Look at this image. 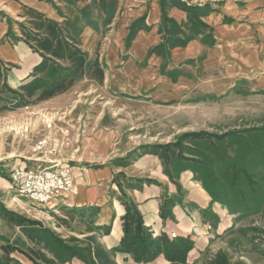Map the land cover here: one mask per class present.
<instances>
[{"label": "crops", "instance_id": "crops-1", "mask_svg": "<svg viewBox=\"0 0 264 264\" xmlns=\"http://www.w3.org/2000/svg\"><path fill=\"white\" fill-rule=\"evenodd\" d=\"M181 2L189 6H209V12L201 18L207 29L200 28L202 31L197 38L170 51L164 73L161 71L165 64L164 58L157 54L149 55L150 50L163 42L164 31H159L162 13L158 0H124L109 26L108 34L103 38L90 27L84 29L81 38L85 51H92L102 40L100 59L106 66L104 83L112 86L115 79L119 81L120 94H147L146 97L154 101L161 99L174 104L184 102L195 92L202 98L199 103L210 105L212 102L218 105L231 100L239 106L240 96L244 93L241 91L245 85L248 87L247 94L253 99H249L248 103H255L256 96H264V0ZM0 4L6 5L12 14H17L21 6L25 5L46 14L50 19H56L55 12L38 0H0ZM144 15L149 28L141 29L129 47H126L125 39L130 24ZM168 15L186 33L189 32V26L193 22L189 20L186 11L175 6L169 10ZM5 34L6 26L0 23V60L12 67L7 73L6 84L17 89L29 80L42 59L24 42L1 44ZM207 34L211 38L206 39ZM74 88L49 101L68 99ZM46 105L48 101L39 103L37 109L43 111ZM33 108L27 107L25 110L32 111ZM65 111L69 112L67 109ZM78 131L73 133L72 140L75 143L80 139ZM112 140L111 135L99 134L97 137L84 138L81 145H73L63 151V145L58 146V140L54 138L50 140L47 150L55 149L58 151L56 154L24 157L29 162L16 160L14 156L7 154L6 161L0 165V212L1 208L13 213L22 209L29 215L32 210L36 215H45L46 212L65 209L80 211L96 207L99 209L98 215L88 219L94 226L110 229L100 238V242L106 250L111 251L119 246L123 237L122 219L126 210L115 176L124 173L130 179H147L153 182L128 190L127 195L136 204L144 225L154 237L166 235L170 239H192L194 249L188 256V263L190 259H198L209 249L216 235H221L232 226L236 220L234 213L229 212L219 200L213 199L203 183L194 179L191 169L174 164L170 170L173 176L171 180L165 173L160 156L149 153L126 167L116 166L111 163L112 157L109 156ZM254 142L256 143V138ZM255 148L248 152L247 158H255ZM69 153L72 159L76 155L78 159V164L75 165L77 168L73 169L74 189L70 195L42 207L16 197L11 189V169L20 165L28 166L27 164L64 163V155ZM124 155L120 157L123 158ZM59 158L61 159L58 160ZM81 162L102 167L86 168L80 165ZM166 197L176 201L171 218L161 217V206ZM20 229L11 223L10 218L0 215V245L6 244L3 238L13 240L21 235ZM114 259L117 264H137L125 253H117ZM69 264L84 263L74 259ZM149 264L169 263L164 256H160Z\"/></svg>", "mask_w": 264, "mask_h": 264}, {"label": "rangeland", "instance_id": "rangeland-1", "mask_svg": "<svg viewBox=\"0 0 264 264\" xmlns=\"http://www.w3.org/2000/svg\"><path fill=\"white\" fill-rule=\"evenodd\" d=\"M38 1L47 4L55 12L56 19L51 20L56 22L62 23L67 20H74L76 16L73 8L60 0ZM106 1L117 5L116 17L124 0ZM178 1L186 4L181 2V0ZM88 2H79L76 6L81 9L87 6ZM158 2L160 5V0ZM25 9H33L40 12L33 7L22 5L17 14H12L7 10L6 5L0 4V23L5 24L6 34L11 26L13 37H17L19 40L14 42L12 36V38L4 40V36L1 44L6 42H24L31 48L22 39L20 31L21 26H27L28 17ZM97 14L102 16V19L104 18V14L101 11L97 12ZM44 15L47 16L46 14ZM47 18L49 17L47 16ZM142 19L141 25L144 26L143 28H149L146 25V15H144L130 24L127 37L133 24ZM109 26L106 27V30L102 28L103 32H97L101 35V38L108 34ZM192 26V24L189 26L190 30L186 33L187 36L191 33ZM159 31H164L162 43L172 36V29H170L169 33L168 27L163 24V18ZM180 37L183 38L182 35ZM81 42V48L85 51L82 38ZM125 45L127 47V38L125 39ZM97 47L100 48L101 58L102 40L92 51L85 52L93 55ZM32 50L36 52L34 49ZM100 62L106 69L105 63L101 59ZM11 68V66L5 65L3 77L0 79V91L4 90L5 86L12 92L18 90V88L12 89L6 84V76ZM119 86V81L115 79L112 82V86L104 82L99 84L93 80L85 79L77 83L74 86L75 88L73 87L74 91H72L73 93L68 99L48 100V105L43 111L37 109L39 108V106L37 107L38 104L29 106L34 107L32 111L25 110L27 107L8 110L11 106L9 102L15 98V95L5 90V93L1 94L5 101H0V165L6 161L7 154L14 156L16 160L27 162L29 161L24 159V157L30 158L35 154L44 155L46 153L50 155V151L53 149H47L49 148L50 140H54V138H57L58 146L61 147L63 145V151H67L73 145H81L84 138L97 137L99 134L111 135L113 140L109 156L112 157V164L126 167L137 158L149 153L160 156L165 173L167 170L170 173L174 164L184 165L194 173V179L202 182L200 180L202 178L211 189L215 188L213 191L217 194L218 200L229 212L234 213L236 216L232 226L221 235H216L209 249L203 252L198 259H190L188 264H212L220 254L225 255L230 264H264V96H256L255 103H251L252 101L248 103L249 99H253L252 96L247 94L248 87L245 85L241 91L244 93L240 96L239 106L231 100L218 105L212 102L209 103L210 105L199 103L202 98L195 92L185 99L184 102L174 104L161 99L154 101L147 98V94H120ZM109 88H111V91ZM66 109L69 112L65 111ZM75 120H79V122L77 123ZM77 131L80 134V139L78 143H75L72 139ZM193 133L211 134L214 135L215 139H212L211 142L201 138L184 140L181 143V147H173L169 153H166L167 155L165 156H171L172 162L170 165L165 163L162 156L163 151L159 153H152L151 151L145 154L139 153L137 157L130 161L116 162L117 160H124L132 152L144 146H176L175 144L179 143L183 135ZM223 135H228V137L224 141L219 142L216 138ZM255 138L256 143L254 142ZM43 141L47 142V148H44L42 153H35V147ZM213 146L232 157L243 154V147H248L246 150L248 153L256 146L255 158L249 157L243 162V167L245 166L244 168L250 174L253 182L251 185L252 189H249V185L242 179L237 180L236 185L234 184L236 190H224L223 187H219V184L212 185L210 178L213 170L218 171V180H225L226 176L230 175V172L226 171L224 167L214 164L213 159L216 156V150L214 149L216 147ZM54 154L56 153L52 155ZM123 154H125L124 157H120ZM64 156L66 161L60 164L70 167L72 171L77 168L75 166L78 164L77 155L73 159L70 153ZM27 165L32 166V164ZM43 165H50V163ZM80 165L93 169L102 167L98 164H86L83 162ZM116 179L121 197L123 192L127 195L126 191L130 190L127 187V183L132 179L127 178L124 173L117 174L115 176ZM140 180L148 181V183L144 184L153 183L147 179ZM171 180H173V176ZM13 191L18 199L26 200L20 197L15 190ZM30 208L32 209V206ZM1 210V216H7L12 224L21 228V235H17L13 240L3 238L4 242L10 244L14 249L10 256H14V259L19 264H33L35 262L36 259L31 254L32 249L41 250L47 257L53 258L49 249L44 247L46 242H44V246L36 244L26 231L33 236L43 237L48 240L49 244L51 242L56 243L55 240H60L68 247L81 250L85 248V238L91 235L89 228L93 222L88 220L81 221L77 217L68 216L64 210L53 213L46 212L45 215H36L32 213L34 212L33 210L30 215L22 209H18L16 213L8 212L5 208H1ZM31 222H35L38 225H33ZM74 259L84 263L80 258L75 257L72 260ZM72 260L65 264L71 263Z\"/></svg>", "mask_w": 264, "mask_h": 264}, {"label": "trees", "instance_id": "trees-1", "mask_svg": "<svg viewBox=\"0 0 264 264\" xmlns=\"http://www.w3.org/2000/svg\"><path fill=\"white\" fill-rule=\"evenodd\" d=\"M60 1L73 8L76 15L74 20H67L66 22L59 23L33 9H25L28 21L27 26H21L20 31L22 39L40 54L42 61L35 67L29 80L22 84L16 92H12V90H9L6 86L4 90L0 91V101H5L1 96V94L5 93V90L14 93L15 98L9 102L11 106L8 110L10 111L36 105L63 95L77 83L85 79L93 80L99 84H102L105 80V68L100 62V48L97 47L93 55L83 51L81 48V36L86 27H90L99 33L103 32L102 28L106 30V27L110 25L115 17L117 5L106 0ZM87 1H89L88 5L84 8L80 9L76 6L79 2ZM98 1L100 3L99 5ZM175 6H179L186 11L189 20L193 22V28H191V33L188 36L182 26H179L169 18L168 12ZM160 7L163 24L168 27L169 33L170 29H172V36L164 43L150 50L149 55L157 54L164 58L165 64L161 69L164 73L170 51L177 46L186 45L189 41L197 38L201 33L200 31H202L200 28L207 29L201 22V18L207 15L210 8L209 6H189L180 3L178 0H160ZM99 11L104 14L103 19L102 16L97 14ZM142 22L143 19L133 24L129 36L127 37V47H129L137 33L143 29L144 26L141 25ZM11 28L10 26L4 40L13 37ZM179 34L182 35L183 38H181ZM205 38H211V36L207 34ZM12 39L14 42L19 41L17 37H13ZM4 71L5 64L0 60V79L3 77ZM227 137L228 135H223L216 139L221 142ZM190 138H201L210 142L212 139H215L214 135L206 133L186 134L181 137L179 143L175 144L176 146H144L132 152L129 156L124 158V160H117L116 162L122 163L123 161H130L137 157L139 153L145 154L150 151L152 153H159L163 151L165 153H162L164 161L167 165H170L172 162L171 156H165L167 155L166 153H169L173 147H181V143ZM247 148V146L243 147V154L237 157L229 156L217 147L214 149L216 150V156L215 159H213L214 164H218L219 167H224L226 171L230 172V175L226 176L225 180H218V171L213 170L214 172L212 171L213 174H211L210 178L213 186L219 184V187H223L224 190L235 189L236 181L242 179L249 185V189H252L251 185L253 182L250 174L245 170V166L243 167V162L246 161L248 155L246 152ZM166 174L172 179L168 170ZM200 180L203 182L205 188L209 190L213 199L218 200L219 198L216 197L217 194L213 191L215 188L211 189L204 179L200 178ZM144 183H148V181L132 179L127 183V187L133 190ZM216 191L218 192V190ZM121 200L126 207V215L123 219V237L117 248L111 251L106 250L101 244L100 238L106 235L110 229H103L93 224H91L89 228L91 235L85 238V248L82 250L68 247L60 240H55L56 243L51 242V244H49L48 240L43 237L33 236L26 231L36 244L44 246V242H46L44 247H47L53 256V258H49L41 250L32 249L31 254L36 259L33 264H65L75 257L80 258L85 264H117L114 259L117 253L130 255L137 264L152 263L160 256H164L169 264H188V256L194 249V242L190 237H176L173 239H170L166 235L154 237L151 231L144 225L136 204L129 199L126 193L123 192ZM175 205L176 201L174 199L166 197L161 206V217L171 218ZM65 211L68 216L77 217L81 221H89L88 218L98 215L99 209L90 207L80 211L71 209H65ZM31 224L38 225L35 224V222H31ZM13 251L14 249L10 244L6 243L0 245V264H19L10 256ZM212 264L230 263L225 255L220 254L215 258Z\"/></svg>", "mask_w": 264, "mask_h": 264}, {"label": "built area", "instance_id": "built-area-1", "mask_svg": "<svg viewBox=\"0 0 264 264\" xmlns=\"http://www.w3.org/2000/svg\"><path fill=\"white\" fill-rule=\"evenodd\" d=\"M46 145V141L40 142L34 152L42 153ZM53 153L55 149L50 151ZM10 182L20 197L41 207L70 195L74 189L72 169L60 163L16 166L10 171Z\"/></svg>", "mask_w": 264, "mask_h": 264}]
</instances>
